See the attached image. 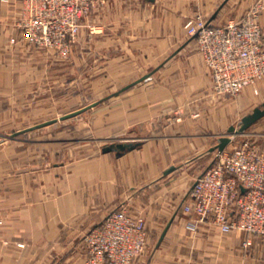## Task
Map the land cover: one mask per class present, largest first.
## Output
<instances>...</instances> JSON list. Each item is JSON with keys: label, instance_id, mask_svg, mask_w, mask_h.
Instances as JSON below:
<instances>
[{"label": "crops", "instance_id": "1", "mask_svg": "<svg viewBox=\"0 0 264 264\" xmlns=\"http://www.w3.org/2000/svg\"><path fill=\"white\" fill-rule=\"evenodd\" d=\"M257 1L263 2L264 43V0H102L90 12L71 48L78 52L87 32L89 45L102 40L107 79L144 81L121 90L127 104L114 110L120 115L113 124L117 130L135 127L143 142L121 156L102 152L103 144L84 161L50 168L38 164L26 138L4 142L0 264H91L84 236L119 208L141 218L147 230L146 248L131 264H264V232L251 235L244 248L243 232L210 224L190 231L183 210L190 186L213 163L217 148L233 143L225 132L235 124L238 130L255 109L264 111V78L237 96L213 95L211 72L185 21L200 12L218 23ZM19 6L20 0H0V126L2 102L15 105L23 98L17 111L30 113L32 87L41 86L50 99L63 77L64 60L53 52L10 42L20 36ZM78 61L72 56V63ZM21 123L6 128H26ZM237 134L244 135L237 143L250 139L264 153V114Z\"/></svg>", "mask_w": 264, "mask_h": 264}, {"label": "built area", "instance_id": "2", "mask_svg": "<svg viewBox=\"0 0 264 264\" xmlns=\"http://www.w3.org/2000/svg\"><path fill=\"white\" fill-rule=\"evenodd\" d=\"M102 0H20L16 28L23 42L67 57L82 26V19ZM243 25L216 26L197 12L185 23L188 36L212 75V93L236 96L264 78V45L257 23L258 9ZM237 134V133H235ZM233 134V135H235ZM187 228L196 232L210 224L222 232H243V246L250 236L264 232V153L245 139L232 148H217L213 163L193 182L183 204ZM1 223V221H0ZM146 226L125 208L114 209L85 236L91 264H131L146 245Z\"/></svg>", "mask_w": 264, "mask_h": 264}, {"label": "rangeland", "instance_id": "3", "mask_svg": "<svg viewBox=\"0 0 264 264\" xmlns=\"http://www.w3.org/2000/svg\"><path fill=\"white\" fill-rule=\"evenodd\" d=\"M254 8L258 9L256 19L261 29V41L263 43L260 15L263 10V2L261 1H257L252 5L250 2L241 14H238V10L236 12L232 11L233 16H225L218 23H213L210 17L207 18L216 26L224 25L228 22L243 25L245 22L251 21V12ZM88 15L82 19V24ZM84 37V40L80 43L78 52L70 48L67 57L61 58L64 60L62 68L63 77L61 79L58 78L60 80L57 83L56 90L53 84L52 95L54 96H50V99L42 96L44 90L41 86L38 87L35 84L32 87L31 97H26V105L29 102L32 105V112L30 113L17 111V106L20 107L25 104L22 101L23 98H18V102L15 105L13 101L10 104L8 99L4 101L5 103L2 102L1 112L5 111L6 113L5 117L1 114V148L11 138L17 136L26 138L28 140L26 145L39 157L38 164L43 168H50L54 164H71L73 161H84L95 153H99L100 146L103 144L124 141L143 142V140H140L142 138L138 136L139 132L135 130V127L130 126L124 130H117L115 125L119 126V124H113L118 121L120 115L119 112H114V110L119 108L121 101L125 105L127 104L128 97L121 99V90L124 87L130 88V86L132 87L137 83H141V86H144V81H116L107 79L102 64V40H97L96 43L89 45L87 32L84 33ZM35 49L37 51L41 50L38 48ZM72 56L79 58L78 65L72 63ZM89 58L90 62L88 61ZM226 97L231 98L232 96ZM110 116L112 119L109 121ZM105 121L108 122L107 125L104 124ZM14 122H22L21 127L25 126L26 128L19 130L6 128L7 125L10 126ZM237 127L238 124H235L234 128ZM111 128L116 131L105 134V130ZM233 134L235 132H230V129L228 132H225V135H228V138H231L230 140L233 141L230 147H227L229 150L233 144L244 137L243 134ZM126 211L131 215L127 209Z\"/></svg>", "mask_w": 264, "mask_h": 264}, {"label": "water", "instance_id": "4", "mask_svg": "<svg viewBox=\"0 0 264 264\" xmlns=\"http://www.w3.org/2000/svg\"><path fill=\"white\" fill-rule=\"evenodd\" d=\"M264 114V111H260L259 109H255L253 113L245 118H243L242 124L238 130H235L234 128H230V132H235V133H240L242 132L245 128H247L250 123L255 121L257 118L262 116ZM229 140V139H227ZM226 140V141H227ZM225 141V143H226ZM225 143L223 145H225ZM140 144L139 142H114V143H109L105 144L102 146V152H115L116 156H121L127 151H130L136 147H138ZM220 150L224 149V146H219L218 147Z\"/></svg>", "mask_w": 264, "mask_h": 264}]
</instances>
